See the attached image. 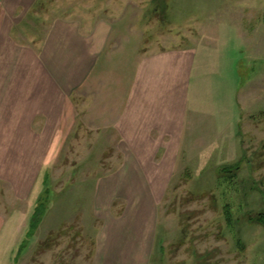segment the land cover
Segmentation results:
<instances>
[{
	"label": "rangeland",
	"instance_id": "rangeland-1",
	"mask_svg": "<svg viewBox=\"0 0 264 264\" xmlns=\"http://www.w3.org/2000/svg\"><path fill=\"white\" fill-rule=\"evenodd\" d=\"M29 10L13 29L1 20L2 34L49 73L54 23L75 22L95 71L37 101L35 71L25 89L35 103L24 112L15 95L0 114V264H264V0H38ZM179 51L190 78L177 84L164 68L150 98L164 97L168 122H185L181 140L120 141L106 108L124 103L143 59L157 70Z\"/></svg>",
	"mask_w": 264,
	"mask_h": 264
},
{
	"label": "crops",
	"instance_id": "crops-1",
	"mask_svg": "<svg viewBox=\"0 0 264 264\" xmlns=\"http://www.w3.org/2000/svg\"><path fill=\"white\" fill-rule=\"evenodd\" d=\"M37 1L0 0L2 13V17L0 15V114L6 110V106H9L10 100L15 101L13 98L15 95H18V103L21 102L24 112L30 105L27 103H35L36 95L30 96L33 99L31 101V98L26 97L25 91L29 79L35 71L38 74L34 79L38 83V86H35L33 90L36 92L35 94L40 91L52 92L54 87L58 88L61 93L74 89L82 79H85L83 83L86 84L95 71L91 51L92 39L88 34L80 32V26L75 22L65 24L58 21L54 23L49 36L48 52L45 53L47 58L44 61L49 73L44 72V68L36 64V62H40L36 53L31 49L20 47L10 36L9 30H4L5 36L2 34L1 20L7 17L9 22H12L10 26L13 29V25L19 21V17L23 13H28ZM62 46L64 47V54L56 56L57 48L59 47L62 52ZM171 54L164 57L165 66L157 69L158 71L154 64L149 65V61L153 62L152 57L148 58L147 56L143 59L144 63L135 70V76L130 85L128 93L130 102L125 104L128 99L127 95L123 104L112 102L115 107L106 108L108 110L107 116L114 119L112 123L114 129H112L121 136L120 141L149 144L150 142H164L166 138L168 141H172V135L174 138L176 137L175 141L181 140L185 122H182V118L177 124L170 120L168 122L163 111L164 108H167L163 102L164 97L159 95V100L158 98L155 100L150 98V91L156 90L154 88L157 84L155 82L156 75L158 73L162 75L164 68L169 77H173L177 84L182 80H187L188 77L190 78L191 70L188 71L185 53L179 51L175 55ZM53 57L54 59H52ZM136 58L138 59V55ZM171 60L173 63L169 65ZM161 86V90H164L165 84L162 83ZM170 87L171 82L166 85V88ZM177 89H179V85ZM38 99H41L40 93L37 95L36 101ZM105 103L108 104L106 100ZM118 111H121L123 115ZM167 117H171L170 112L167 113ZM159 136L161 137L158 138ZM146 147L148 149L151 146L146 145Z\"/></svg>",
	"mask_w": 264,
	"mask_h": 264
},
{
	"label": "trees",
	"instance_id": "trees-1",
	"mask_svg": "<svg viewBox=\"0 0 264 264\" xmlns=\"http://www.w3.org/2000/svg\"><path fill=\"white\" fill-rule=\"evenodd\" d=\"M223 170L225 171V170H227V168L225 167ZM37 213H38V212H37ZM37 213H36L35 215H37ZM257 221H258L259 223H261V224L264 225V213H261V214L259 215V217L257 218ZM34 223L37 224L36 221H35Z\"/></svg>",
	"mask_w": 264,
	"mask_h": 264
}]
</instances>
